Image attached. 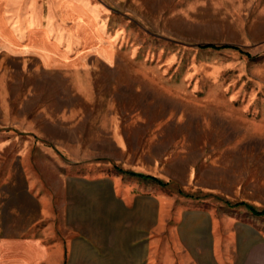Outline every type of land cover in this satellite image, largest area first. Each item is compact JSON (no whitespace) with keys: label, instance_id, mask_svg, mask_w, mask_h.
<instances>
[{"label":"rangeland","instance_id":"1","mask_svg":"<svg viewBox=\"0 0 264 264\" xmlns=\"http://www.w3.org/2000/svg\"><path fill=\"white\" fill-rule=\"evenodd\" d=\"M81 1L0 0V241L52 243L110 187L166 242L192 205L264 212V0Z\"/></svg>","mask_w":264,"mask_h":264},{"label":"crops","instance_id":"2","mask_svg":"<svg viewBox=\"0 0 264 264\" xmlns=\"http://www.w3.org/2000/svg\"><path fill=\"white\" fill-rule=\"evenodd\" d=\"M110 188L100 216L82 209L77 222L78 210L70 209L66 224L58 228L62 234L52 243L24 238L20 229L4 237L0 264H264V233L254 218L261 215L253 211V218L244 220L192 205L170 226L166 242L159 201L144 204L140 193L130 203L117 197L122 205L117 217L114 187ZM16 190L10 191L14 197ZM25 192L33 199L29 190Z\"/></svg>","mask_w":264,"mask_h":264},{"label":"trees","instance_id":"3","mask_svg":"<svg viewBox=\"0 0 264 264\" xmlns=\"http://www.w3.org/2000/svg\"><path fill=\"white\" fill-rule=\"evenodd\" d=\"M231 45H219V44H216V43H207V44H204V45H200L201 48H213V49H220V48H223V47H229ZM127 174L131 175V176H134V177H138V178H142V179H150L152 180L153 182H156L160 185H165L160 179L152 176V175H145L143 173H137V172H134V171H126ZM253 212H255L256 214L258 215H263L264 212H258L256 211L255 209H253L252 207H249Z\"/></svg>","mask_w":264,"mask_h":264}]
</instances>
